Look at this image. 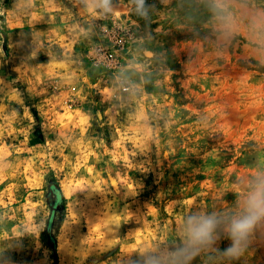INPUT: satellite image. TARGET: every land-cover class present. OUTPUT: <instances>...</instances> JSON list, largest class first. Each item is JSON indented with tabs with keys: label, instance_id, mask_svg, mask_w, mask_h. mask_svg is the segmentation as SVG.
Instances as JSON below:
<instances>
[{
	"label": "rangeland",
	"instance_id": "rangeland-1",
	"mask_svg": "<svg viewBox=\"0 0 264 264\" xmlns=\"http://www.w3.org/2000/svg\"><path fill=\"white\" fill-rule=\"evenodd\" d=\"M111 8L0 0V264H170L213 214L187 264H264V223L223 255L264 173V0H232V33L209 0Z\"/></svg>",
	"mask_w": 264,
	"mask_h": 264
},
{
	"label": "clouds",
	"instance_id": "clouds-1",
	"mask_svg": "<svg viewBox=\"0 0 264 264\" xmlns=\"http://www.w3.org/2000/svg\"><path fill=\"white\" fill-rule=\"evenodd\" d=\"M90 14L112 11L111 0H84ZM137 10L146 12L145 0H134ZM232 0H209V8L220 28L225 33L235 31L234 16L230 10ZM99 10V11H98ZM253 37L264 44V15H256L251 20ZM249 191L243 200L242 210L227 222L224 232L231 244L223 252L229 258H238L247 248L250 237L258 225L264 223V173L255 175L249 181ZM222 221L215 214L192 216L184 226L186 245L169 254L170 264H187L192 253L216 243L217 229ZM150 264H161L152 258Z\"/></svg>",
	"mask_w": 264,
	"mask_h": 264
},
{
	"label": "built area",
	"instance_id": "built-area-1",
	"mask_svg": "<svg viewBox=\"0 0 264 264\" xmlns=\"http://www.w3.org/2000/svg\"><path fill=\"white\" fill-rule=\"evenodd\" d=\"M104 56H105L106 58H112V53H111V52H105V53H104ZM124 89H126V88H124Z\"/></svg>",
	"mask_w": 264,
	"mask_h": 264
},
{
	"label": "bare ground",
	"instance_id": "bare-ground-1",
	"mask_svg": "<svg viewBox=\"0 0 264 264\" xmlns=\"http://www.w3.org/2000/svg\"><path fill=\"white\" fill-rule=\"evenodd\" d=\"M147 54H150L149 52H146Z\"/></svg>",
	"mask_w": 264,
	"mask_h": 264
}]
</instances>
